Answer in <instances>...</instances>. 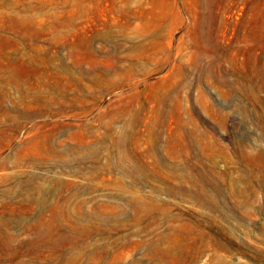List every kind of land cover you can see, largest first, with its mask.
I'll return each instance as SVG.
<instances>
[{
	"label": "rangeland",
	"instance_id": "1",
	"mask_svg": "<svg viewBox=\"0 0 264 264\" xmlns=\"http://www.w3.org/2000/svg\"><path fill=\"white\" fill-rule=\"evenodd\" d=\"M0 264H264V0H0Z\"/></svg>",
	"mask_w": 264,
	"mask_h": 264
}]
</instances>
